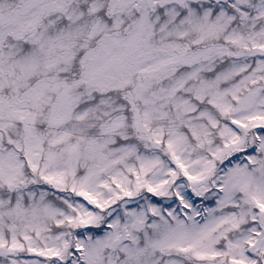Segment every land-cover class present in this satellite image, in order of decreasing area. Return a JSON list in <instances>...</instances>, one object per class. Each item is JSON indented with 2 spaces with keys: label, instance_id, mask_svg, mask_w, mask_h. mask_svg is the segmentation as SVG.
Segmentation results:
<instances>
[{
  "label": "snow or ice",
  "instance_id": "6c2138e0",
  "mask_svg": "<svg viewBox=\"0 0 264 264\" xmlns=\"http://www.w3.org/2000/svg\"><path fill=\"white\" fill-rule=\"evenodd\" d=\"M0 264H264V0H0Z\"/></svg>",
  "mask_w": 264,
  "mask_h": 264
}]
</instances>
